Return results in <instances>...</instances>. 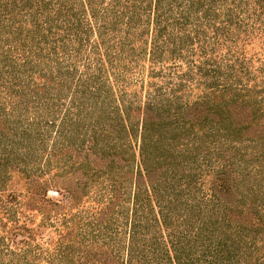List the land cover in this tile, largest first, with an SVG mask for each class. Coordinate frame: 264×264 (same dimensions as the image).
<instances>
[{"label":"trees","instance_id":"trees-1","mask_svg":"<svg viewBox=\"0 0 264 264\" xmlns=\"http://www.w3.org/2000/svg\"><path fill=\"white\" fill-rule=\"evenodd\" d=\"M0 103L92 201L8 194L0 264H264V0H0Z\"/></svg>","mask_w":264,"mask_h":264},{"label":"rangeland","instance_id":"rangeland-1","mask_svg":"<svg viewBox=\"0 0 264 264\" xmlns=\"http://www.w3.org/2000/svg\"><path fill=\"white\" fill-rule=\"evenodd\" d=\"M31 116V113L27 115V117ZM24 123H26L24 120L21 121L17 115L11 114L8 108L0 103V216H6L3 213L5 212L3 208L11 204L5 199L8 194L22 195L19 199L23 204L13 203L14 213L7 220H18L19 223L24 222L28 228L34 227L33 237L35 241L45 247L50 245L53 239H56V230L47 223V220L60 222L58 218L63 212L67 215L77 212L81 207L92 205V201L82 196L79 205L63 209L44 204L43 201L29 199V195L26 194L32 190L36 182L52 178L55 174L62 172H53L52 167L45 165L47 164V151L50 148V141L41 146L39 141L33 138V135L28 140L23 139ZM246 143L251 144L252 142ZM42 148L44 149L42 150ZM249 159L247 170L242 172H247L256 165ZM202 164V167L206 168L207 171L214 166L210 162L208 165H204V162ZM79 175V173L71 175L69 180L73 181L72 178L76 179ZM45 198L53 201L59 198V195L54 189L49 188ZM45 216L49 219L44 218ZM43 219L46 223H43ZM57 221L53 224H57Z\"/></svg>","mask_w":264,"mask_h":264}]
</instances>
